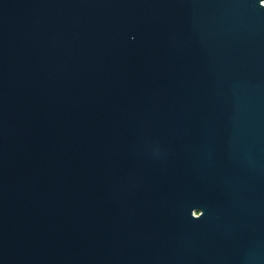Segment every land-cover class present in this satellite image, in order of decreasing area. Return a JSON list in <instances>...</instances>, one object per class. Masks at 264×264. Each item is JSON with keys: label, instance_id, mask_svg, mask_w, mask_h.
I'll list each match as a JSON object with an SVG mask.
<instances>
[{"label": "water", "instance_id": "water-1", "mask_svg": "<svg viewBox=\"0 0 264 264\" xmlns=\"http://www.w3.org/2000/svg\"><path fill=\"white\" fill-rule=\"evenodd\" d=\"M0 264H264V0H0Z\"/></svg>", "mask_w": 264, "mask_h": 264}]
</instances>
